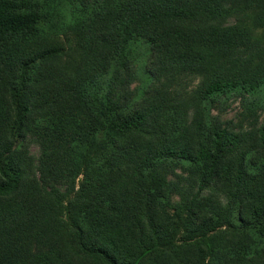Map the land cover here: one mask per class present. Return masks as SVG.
I'll return each instance as SVG.
<instances>
[{
  "label": "trees",
  "instance_id": "obj_1",
  "mask_svg": "<svg viewBox=\"0 0 264 264\" xmlns=\"http://www.w3.org/2000/svg\"><path fill=\"white\" fill-rule=\"evenodd\" d=\"M57 1L0 0V43L9 46L30 40L44 10ZM69 1L79 8V23L87 26L91 66L105 76L122 72L128 75L130 59L144 50L145 67L153 86L143 93L141 103L134 109L111 100L105 92L98 95L92 104L98 114L91 113L81 129L85 142L80 143L87 160L61 174L71 179L83 167L80 190L75 193L74 188L66 187L62 191L48 182L56 178L54 170L59 164L48 162L45 168L41 167L43 177L38 181L31 176L30 156L25 150L33 137L32 117L38 112L42 116L53 112V103L39 99L41 89L35 87L31 76L36 56H24L18 65L13 64L8 75L0 77V86L4 87L0 102L5 104L0 107V202L16 198L21 202L9 205L18 213L3 209L8 218L3 220L7 227L13 222L25 229L30 238L51 234L43 242L46 250L35 257L37 264H156L153 259L157 249L171 244L175 237L170 223L180 221L182 225L185 221L180 213H168L166 202L173 189L164 179L167 165L199 169L192 186V192L196 189L190 199L193 206L203 194L218 191L221 168L233 159H239V180L252 184L246 181L242 170L249 151H245L246 141L240 135L210 127L200 133L194 150L183 141H170L161 119L183 101L171 94L168 81H162L168 63L175 59L177 50L217 49L221 54L213 56L212 61L219 65L212 71L207 94L215 97L239 88L253 93L264 85V47L247 58L238 56L239 48L251 34L237 25H226L232 0ZM254 1L259 0H242L248 7ZM82 117L87 116L83 113ZM71 133L77 136L76 129ZM94 140L98 141L99 154L92 162ZM256 141L264 158V124L256 130ZM75 156L77 160L82 158L78 152ZM66 162L70 165L78 161ZM240 217L238 214L235 222L246 231H259L264 224ZM186 226L193 229L194 223L186 219ZM199 237L203 235L193 230L192 238ZM202 242L205 251L196 248L191 256L173 252L168 264H247L226 256L210 241ZM199 255L209 258V262L205 263ZM31 257H21L19 262L26 264ZM254 262L257 264L258 260Z\"/></svg>",
  "mask_w": 264,
  "mask_h": 264
},
{
  "label": "rangeland",
  "instance_id": "obj_2",
  "mask_svg": "<svg viewBox=\"0 0 264 264\" xmlns=\"http://www.w3.org/2000/svg\"><path fill=\"white\" fill-rule=\"evenodd\" d=\"M250 3L252 7L242 0H232V12L226 22V25L245 28L251 34L238 50V56L242 59L264 47V0ZM78 9L69 0H59L44 10L38 30L30 40L9 44L10 47L0 43V77L3 74L5 78L13 64L18 65L22 57L35 55V69L31 71V76L36 81L35 87L41 89L39 99L53 103V112L49 115L42 116L38 112L31 119L34 121L33 137L25 148L30 156L31 176L39 181L43 177L41 167L45 168L48 162H57L59 167L54 170L56 178L49 180V185L62 191H66V187L69 190L74 188L75 193L80 190L84 179V168H79L77 175L71 179L61 174L87 160L86 150L80 143L85 142L81 129L87 125L85 121L91 117V113L98 114L99 110L92 108L98 95L105 92L111 100L134 109L133 106L141 103L143 93L153 86L145 67L144 50H140L143 53L135 59H130L128 75L122 72L120 75L105 76L99 73L96 66H91L93 63L87 50L88 30L86 25L79 23ZM201 50H177L175 59L168 63L162 81H168L171 94H177L183 102L167 111L161 124L167 129L170 141H183L193 150L200 133L210 127L227 129L240 135L246 141L245 151H249L242 170L246 181L250 180L252 184L239 180V159H233L221 168L218 191L203 194V198L193 206L190 199L196 189L192 192V186L199 169L167 165L163 169L164 179L173 189L170 200L166 202L168 213H180L185 221H182V225L180 221L170 223L175 237L171 244L157 249L153 260L156 264H168L173 252L191 256L196 248L205 251L204 239L216 249H222L228 257H236L247 264H256L255 260H258L257 264H264V224L260 225L259 231H246L235 222L238 214L246 221L264 222V158L256 141V130L264 124V85L253 93L239 88L215 97L209 96L207 92L212 71L219 65L212 59L221 53L217 49ZM2 88L0 86V91ZM0 107H5V104L0 102ZM83 113L86 119L82 117ZM75 129L77 136L71 133ZM181 137L186 139L182 140ZM94 141L95 147L90 152L92 162L99 154L96 149L98 141ZM76 152L78 156L82 155L81 159L77 160ZM66 160L78 162L68 165ZM72 195L73 192H70L69 196ZM12 202H21V199L0 202V264H10L11 261L22 264L19 260L25 256H32L26 264H37L35 257L41 250H46L43 242L49 240L51 234L30 238L25 235V229L13 222L7 227L3 218H8L2 210L6 209L8 213L16 211L9 206ZM186 219L194 223L193 229L187 228ZM193 230L203 238H192ZM199 258L204 259L205 263L209 262L204 255H199Z\"/></svg>",
  "mask_w": 264,
  "mask_h": 264
}]
</instances>
